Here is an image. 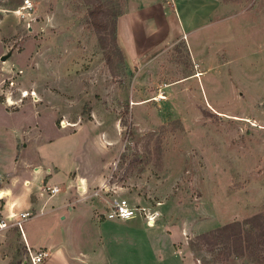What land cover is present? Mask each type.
Here are the masks:
<instances>
[{
  "label": "rangeland",
  "instance_id": "1",
  "mask_svg": "<svg viewBox=\"0 0 264 264\" xmlns=\"http://www.w3.org/2000/svg\"><path fill=\"white\" fill-rule=\"evenodd\" d=\"M31 1L26 14L23 0H0V110L33 119L47 139L79 131L71 176L85 186L71 193L94 206L97 224L62 222L72 250L96 237L107 258L98 264H264V0H218L230 8L216 21L228 22L197 56L184 35L132 60L116 23L135 0ZM68 139L56 140L64 158ZM115 198L135 217L109 218ZM234 221L228 244L200 238ZM8 223L0 264H31ZM46 223L26 222L35 234Z\"/></svg>",
  "mask_w": 264,
  "mask_h": 264
},
{
  "label": "crops",
  "instance_id": "2",
  "mask_svg": "<svg viewBox=\"0 0 264 264\" xmlns=\"http://www.w3.org/2000/svg\"><path fill=\"white\" fill-rule=\"evenodd\" d=\"M135 1V5L120 16L116 23L117 37L129 60L147 54L152 46H159L170 38H181L184 35L192 54L197 56L200 48L209 46L210 30L221 26V23L224 26L228 22L225 19H229L226 17L217 23L218 15L230 8L218 0H168L166 3L160 0ZM156 24L160 32L154 37L153 26ZM194 40L200 41L199 49L192 43ZM14 116V112L0 110V192L4 194L1 198L4 204L0 209V219L8 222L13 213H33L23 222L19 241L31 248H46L48 256L40 264L107 262L100 246L101 239H83L76 252V249L72 250L71 238L67 242L61 233L64 220H67L66 225L70 231L84 222L92 226L97 224L94 221V206L85 199H74L76 193H71L73 186L84 182L82 178L71 176L75 171L76 175H80V166L76 162L79 148L75 138L79 131L47 139L39 131L33 134L30 127L33 119L18 122ZM61 137L69 138L68 143L75 146L64 149L65 158L57 150L62 145H56ZM18 145L21 149H18ZM50 146L55 147L52 149ZM45 183L58 185L60 192L48 197L41 190ZM33 216H41L47 221L41 233L35 234L27 227L26 222Z\"/></svg>",
  "mask_w": 264,
  "mask_h": 264
},
{
  "label": "built area",
  "instance_id": "3",
  "mask_svg": "<svg viewBox=\"0 0 264 264\" xmlns=\"http://www.w3.org/2000/svg\"><path fill=\"white\" fill-rule=\"evenodd\" d=\"M22 9L24 10V13L26 14H30V10L33 8V4L31 0H23V3L21 4ZM18 73V70L16 71L15 74ZM19 73H21V71H19ZM14 82L10 80V86H13ZM28 94L27 91H22L21 95L22 97H26ZM166 96L164 95V93H160L155 100H160V99H164ZM43 191H45L47 194H49V196H53L55 194H57L58 192H60V187L58 185H49L47 183H45L42 186ZM79 189V187H78ZM83 192V191H81ZM97 194V193H94ZM2 197H0L1 200ZM32 212L31 211H23L20 212L18 215H16V213H13L10 215V217L8 218V222H10V218H13L11 222H13L12 224L14 226H16L18 228V230L22 233V227H23V222L30 218L32 216ZM136 214V208L131 207L129 205V202L126 199H113L111 202V208L110 211L107 213V216L109 218L111 217H119V218H129V217H133ZM147 221L149 225H154L155 223V216L154 215H148L147 216ZM7 221H5L4 219H0V229H5L8 227L9 223ZM26 248L28 251V256L30 259L31 264H40L42 263L48 256V252L45 249H37V250H32L27 244H26Z\"/></svg>",
  "mask_w": 264,
  "mask_h": 264
},
{
  "label": "trees",
  "instance_id": "4",
  "mask_svg": "<svg viewBox=\"0 0 264 264\" xmlns=\"http://www.w3.org/2000/svg\"><path fill=\"white\" fill-rule=\"evenodd\" d=\"M99 9H100L99 5H96L94 7V9L90 12L93 15V18L91 21L94 25L97 24V22H98V19L96 18L95 14L97 13V11H99ZM114 32H115V29H114ZM253 218H251V219H253ZM240 225H241L240 221L230 222V223L225 224L222 228H218L216 230V232L212 231L210 233H204V234L200 235V238L203 240L209 241L208 243H210V242L212 243V242H214V238L220 237L221 238L220 240H224L228 244V241L225 238H223L224 236H222V234L224 232L230 230V229L235 230V228L239 227ZM238 233L241 235V233L239 231H238Z\"/></svg>",
  "mask_w": 264,
  "mask_h": 264
},
{
  "label": "bare ground",
  "instance_id": "5",
  "mask_svg": "<svg viewBox=\"0 0 264 264\" xmlns=\"http://www.w3.org/2000/svg\"><path fill=\"white\" fill-rule=\"evenodd\" d=\"M80 185L83 186L82 182H80ZM84 189L83 188H80V191H83ZM4 194L2 192H0V197H2ZM135 216L133 217H129V218H125V219H130V218H134ZM113 218V217H111ZM153 226V225H152Z\"/></svg>",
  "mask_w": 264,
  "mask_h": 264
},
{
  "label": "water",
  "instance_id": "6",
  "mask_svg": "<svg viewBox=\"0 0 264 264\" xmlns=\"http://www.w3.org/2000/svg\"><path fill=\"white\" fill-rule=\"evenodd\" d=\"M4 59V57H2Z\"/></svg>",
  "mask_w": 264,
  "mask_h": 264
},
{
  "label": "clouds",
  "instance_id": "7",
  "mask_svg": "<svg viewBox=\"0 0 264 264\" xmlns=\"http://www.w3.org/2000/svg\"><path fill=\"white\" fill-rule=\"evenodd\" d=\"M26 2H27V0H26Z\"/></svg>",
  "mask_w": 264,
  "mask_h": 264
}]
</instances>
